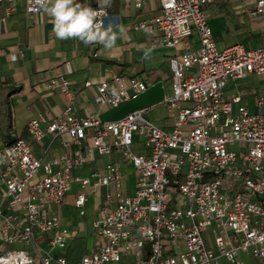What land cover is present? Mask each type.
Here are the masks:
<instances>
[{
  "label": "built area",
  "instance_id": "2783aa9c",
  "mask_svg": "<svg viewBox=\"0 0 264 264\" xmlns=\"http://www.w3.org/2000/svg\"><path fill=\"white\" fill-rule=\"evenodd\" d=\"M208 1L160 0L159 11L135 25L155 33L151 46L184 43L182 51L168 57L171 91L155 104L115 119L103 120L96 112L80 116L73 110L67 76L44 81L68 101L49 120L42 112L29 118L27 132L34 140L57 137L63 149L44 159L21 136L0 147V264H68L59 249L72 232L54 207L74 184L80 214L88 190L105 187L92 221L99 239L75 264H113L124 256L132 264H220V256L244 264L240 251L264 257V92L255 97L253 111L239 95L224 92L231 78L264 74V42L218 47L205 13ZM0 2L4 16L17 9V0ZM95 9L101 26L118 19ZM23 10L28 15L45 11L37 0H24ZM263 12L264 0H255L251 13ZM65 65L70 72V61ZM145 87L140 78L116 74L96 83L94 99L117 106ZM157 105L174 111L172 127L145 116ZM92 150L117 151L131 164L132 192L123 191L119 160L87 176L75 172ZM204 234H211L213 245ZM37 235H47L46 241L37 242Z\"/></svg>",
  "mask_w": 264,
  "mask_h": 264
},
{
  "label": "crops",
  "instance_id": "0c3cea01",
  "mask_svg": "<svg viewBox=\"0 0 264 264\" xmlns=\"http://www.w3.org/2000/svg\"><path fill=\"white\" fill-rule=\"evenodd\" d=\"M140 1V5L135 2ZM93 8H101L98 0H78ZM24 0H17V9L4 16V4L0 2V147L21 136L31 144L34 153L49 159L62 151L59 139L46 134L40 140L32 139L27 132L29 118L42 112L49 120L56 116L67 103V97L58 90H50L44 81L63 74L70 80L73 92L72 105L77 115L96 112L103 119L122 117L127 112L160 101L171 91V69L168 57L183 50L180 41L175 47L151 46L150 37L155 34L135 26L148 19L160 8V0H111L103 7L108 14L118 16L112 26L124 34L112 49L98 43L85 45L79 39L61 40L53 31V18L45 10L30 15L23 10ZM255 0H209L205 6L208 24L218 47L242 42L246 47H256L264 42V12L253 15ZM210 21V22H209ZM106 26H101L107 27ZM197 41L192 43L197 45ZM70 61L68 72L65 62ZM116 74L133 75L142 79L146 87L136 96L117 106L100 105L94 96L96 83L111 79ZM89 81L87 84L86 82ZM227 97L240 96V102L249 110H255V97L264 92V74L249 72L241 78H231L224 87ZM260 110L264 113V103ZM145 116L155 123L170 128L175 122L174 111L163 105L152 107ZM45 122H43V125ZM89 142V140H88ZM135 149L142 147L136 144ZM119 160L124 171L123 191L132 192L135 172L131 164L122 161L117 151L100 154L92 150L90 159L75 172L87 176L101 169L107 162ZM78 184H74L65 200L54 207L72 236L63 249L68 264H75L84 253L94 249L99 239L92 226L98 209L104 202L105 187L88 190L84 213L74 205ZM113 201V200H112ZM113 203V202H112ZM89 218H86L85 215ZM207 243L213 245L211 234H204ZM244 264H264V257H254L240 251ZM220 264H233L219 257ZM113 264H132L130 256H124Z\"/></svg>",
  "mask_w": 264,
  "mask_h": 264
},
{
  "label": "clouds",
  "instance_id": "9594fccd",
  "mask_svg": "<svg viewBox=\"0 0 264 264\" xmlns=\"http://www.w3.org/2000/svg\"><path fill=\"white\" fill-rule=\"evenodd\" d=\"M37 3L52 16L53 31L61 40L79 39L85 45L98 43L112 49L125 32L122 25L119 32L113 31L111 25L102 28L98 11L78 0H37ZM110 4L111 0H98L101 8Z\"/></svg>",
  "mask_w": 264,
  "mask_h": 264
},
{
  "label": "rangeland",
  "instance_id": "374dc122",
  "mask_svg": "<svg viewBox=\"0 0 264 264\" xmlns=\"http://www.w3.org/2000/svg\"><path fill=\"white\" fill-rule=\"evenodd\" d=\"M209 22H210V21H209ZM85 217H86V218H89V216H88L87 214L85 215ZM93 229H94V228H93ZM46 238H47V235H42V236L37 235V236H36V241L39 242V243H42V242L44 243V242L46 241ZM61 251L63 252V249H59V252H61ZM57 252H58V251H53L54 254H56Z\"/></svg>",
  "mask_w": 264,
  "mask_h": 264
},
{
  "label": "trees",
  "instance_id": "16d2710c",
  "mask_svg": "<svg viewBox=\"0 0 264 264\" xmlns=\"http://www.w3.org/2000/svg\"><path fill=\"white\" fill-rule=\"evenodd\" d=\"M12 142V141H11ZM10 143V142H9ZM8 144V143H7Z\"/></svg>",
  "mask_w": 264,
  "mask_h": 264
}]
</instances>
